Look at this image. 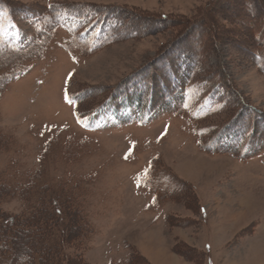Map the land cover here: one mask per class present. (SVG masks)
<instances>
[{"label":"rangeland","instance_id":"rangeland-1","mask_svg":"<svg viewBox=\"0 0 264 264\" xmlns=\"http://www.w3.org/2000/svg\"><path fill=\"white\" fill-rule=\"evenodd\" d=\"M8 1L46 15L42 24L28 12L9 18L0 6V38L38 47L0 96V186L10 190L0 207L18 214L54 192L74 195L93 230L87 264H153L147 251L182 264H264V126L251 123L244 159L198 146L228 120L229 98L239 128L218 147L240 146V125L264 115V75L241 48L252 34L237 21L245 1L264 17V0ZM185 46L202 65L175 55ZM160 56L181 67L174 84ZM203 70L215 78L200 82ZM138 71L153 81L147 95L130 81ZM123 82L130 92L108 97L87 123L77 117L74 91L88 93L90 110ZM145 103L149 116L139 113Z\"/></svg>","mask_w":264,"mask_h":264},{"label":"trees","instance_id":"trees-1","mask_svg":"<svg viewBox=\"0 0 264 264\" xmlns=\"http://www.w3.org/2000/svg\"><path fill=\"white\" fill-rule=\"evenodd\" d=\"M245 5L247 7L246 15L238 17L237 21L240 25L250 29L253 42L241 48L247 56H250L257 70L264 75V17L249 11L252 7L249 1H245ZM0 6L7 10L9 18L14 17L15 11L22 13L28 12L34 16L40 17L41 24L45 22V7L34 10L30 9V6H28V8L26 6H17L15 3L8 0H0ZM91 8L99 12L101 14L99 15L100 17L103 16L104 12L100 11L97 7L91 6ZM107 15L109 19H115L118 23L117 28L124 29L122 19L117 13L109 11ZM38 30L36 35L38 34ZM104 44L105 42L103 41L98 48L104 46ZM31 47H17L16 45L6 43L0 38V96L7 85L15 77L21 75L22 69L24 68L22 64L30 60L31 55H35V51L38 47ZM175 55H177V57H182L184 55L188 56L194 66L203 64V61H198L200 54H198L197 49L193 47L185 46V48H179L175 50ZM160 57L163 65L169 67V81L171 84H174L175 82L171 81V78L181 67L173 69L171 62L168 61L165 56ZM140 73L141 72L138 71L136 74L132 75L130 81L133 82L132 86L140 87L143 90V94L146 93L147 95V93L149 94L153 91V81L149 79L151 76L145 78L146 76ZM199 76L200 82L208 83L211 82L216 75L209 73V70H203L199 73ZM157 78L160 84L165 88V94H170V86L168 88L159 76ZM217 84L223 91L226 92V90H228L220 81ZM128 85L129 82H123L119 84V86H121L120 88L116 87L117 89L114 88L104 93V96H101L100 100L95 103L94 107L90 110H83V104L91 101L88 93L85 92L80 95V93L78 94V90L74 91L75 94L73 98L76 103V112L78 116L85 118L83 119L85 121L88 120L91 114L105 105V101L108 100V97H114L119 91L129 88L127 87ZM130 89L131 88H129V92L131 91ZM129 92L127 90V94H129ZM70 94L73 95L72 93ZM231 99L232 98H229L224 105L227 111L231 113V117L228 115V120H225L226 122L220 127L213 128L199 135L198 146L209 154H231L237 159H244L247 158L245 153L251 145L250 141L253 133L251 123L259 121L258 126H264V115L255 113L250 122H248V120L247 123H245L246 125H240L243 133L248 134V138L241 140L242 143L240 146L234 148L218 147L217 144H215L216 140H220L225 133L232 131L234 127L239 128L235 123V117L237 118L239 110L233 111L236 106H232L233 103H231ZM220 101L221 100L218 98L217 102L219 103ZM145 106H147L146 103L143 106L140 105V108L144 114H148L149 112L146 110ZM81 112L84 114H81ZM183 117L189 120L193 128L195 127L188 115H184ZM251 130L252 132L250 133ZM195 136H197V133H195ZM261 137V140L264 141L262 135ZM5 187L6 186H0V203L2 199L7 197L10 193L9 187ZM54 194H56V196ZM54 194L49 200L43 201V199H39L34 207H27V210L25 209L24 212L18 214L5 211L0 207V264H87L84 260L83 252L88 247L89 239L93 233L92 227L83 214L81 204L77 197L72 194H62L58 192H54ZM126 264H132V262L128 260Z\"/></svg>","mask_w":264,"mask_h":264},{"label":"crops","instance_id":"crops-1","mask_svg":"<svg viewBox=\"0 0 264 264\" xmlns=\"http://www.w3.org/2000/svg\"><path fill=\"white\" fill-rule=\"evenodd\" d=\"M147 251V250H145ZM159 254L161 253H149L148 251L146 252V257L153 262V264H182L178 259L173 258L170 254L169 255H165V253L163 252V254H161V256H159Z\"/></svg>","mask_w":264,"mask_h":264}]
</instances>
